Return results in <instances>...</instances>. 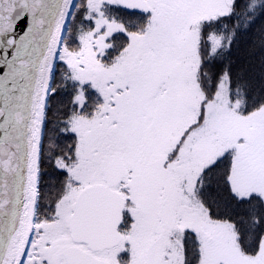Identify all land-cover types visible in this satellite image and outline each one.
<instances>
[{
	"label": "snow or ice",
	"instance_id": "obj_1",
	"mask_svg": "<svg viewBox=\"0 0 264 264\" xmlns=\"http://www.w3.org/2000/svg\"><path fill=\"white\" fill-rule=\"evenodd\" d=\"M0 264H264V0H0Z\"/></svg>",
	"mask_w": 264,
	"mask_h": 264
}]
</instances>
